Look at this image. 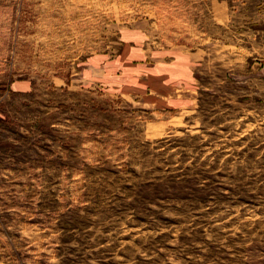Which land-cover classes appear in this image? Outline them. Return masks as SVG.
Wrapping results in <instances>:
<instances>
[{
  "label": "rangeland",
  "instance_id": "obj_1",
  "mask_svg": "<svg viewBox=\"0 0 264 264\" xmlns=\"http://www.w3.org/2000/svg\"><path fill=\"white\" fill-rule=\"evenodd\" d=\"M0 264H264V0H0Z\"/></svg>",
  "mask_w": 264,
  "mask_h": 264
}]
</instances>
